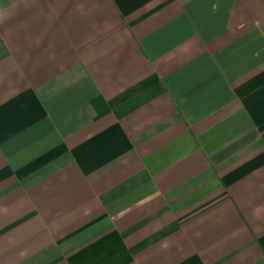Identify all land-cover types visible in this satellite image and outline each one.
<instances>
[{"label":"crops","instance_id":"1","mask_svg":"<svg viewBox=\"0 0 264 264\" xmlns=\"http://www.w3.org/2000/svg\"><path fill=\"white\" fill-rule=\"evenodd\" d=\"M0 264H264V0H0Z\"/></svg>","mask_w":264,"mask_h":264}]
</instances>
